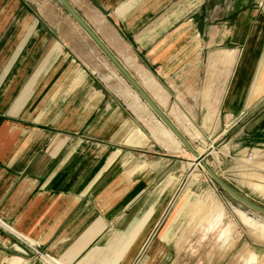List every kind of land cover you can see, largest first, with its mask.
<instances>
[{"label": "crops", "instance_id": "0c3cea01", "mask_svg": "<svg viewBox=\"0 0 264 264\" xmlns=\"http://www.w3.org/2000/svg\"><path fill=\"white\" fill-rule=\"evenodd\" d=\"M68 1L145 89L173 106L145 79L168 94L183 74L194 79L201 40L185 21L190 0ZM234 51L209 54L206 85L218 62L232 67ZM99 52L58 0H0V264H231L237 238L232 221L222 229L218 200L192 211L189 229H202L189 237L171 231L174 218H159L169 158L154 147L183 146L154 133L158 117ZM262 255L239 253L242 264H264Z\"/></svg>", "mask_w": 264, "mask_h": 264}, {"label": "rangeland", "instance_id": "374dc122", "mask_svg": "<svg viewBox=\"0 0 264 264\" xmlns=\"http://www.w3.org/2000/svg\"><path fill=\"white\" fill-rule=\"evenodd\" d=\"M188 3L194 9L193 14L186 17L185 21L199 28L201 40L200 61L197 73H193L194 79L188 80V74H183L177 81L178 90L173 88L169 94L150 78L145 81L157 90L154 92L169 99V104L173 106L163 102V107L153 96L185 136L188 133L185 127L190 129L189 121L201 133L202 138H195L193 141L186 136L196 150L202 149L200 158L210 163L232 188L264 207V191L254 187L257 182L264 185V0H251L245 7L242 6V0H190ZM217 48L234 49V62L229 69L225 68L224 63L218 62L214 76L206 85L208 57ZM184 69L186 67L183 71ZM98 72L100 76L106 73L105 69ZM120 78L125 83L121 76ZM125 85L140 102L132 87L126 83ZM196 93L198 97L194 96ZM201 98L203 101L208 99L211 103L207 104ZM121 99L127 105L126 100L123 97ZM129 109L132 111L130 107ZM209 112L217 113L218 121L214 119L211 124H207ZM132 117L155 143L146 123L133 111ZM159 134L167 136L163 130ZM170 145V148H182V145L177 146L173 141ZM154 149L167 153L169 158L167 172L170 190L166 204L159 210V218L175 219L171 231L180 232L179 237H189V232L202 229L197 226L189 229L192 211H201L197 210L199 201L212 204L218 200L225 208L221 217L222 229L232 221L234 239L237 238L231 264H242L239 253L243 247L252 248L259 255L264 253V238L254 233L235 210H243L259 225L263 224L252 217L264 222V215L247 208L221 189L206 173L199 159H194L184 146L181 152L169 151L158 145ZM186 198L188 209L182 203ZM191 201L196 202L190 207ZM258 259L263 263L264 255Z\"/></svg>", "mask_w": 264, "mask_h": 264}, {"label": "water", "instance_id": "95a60500", "mask_svg": "<svg viewBox=\"0 0 264 264\" xmlns=\"http://www.w3.org/2000/svg\"><path fill=\"white\" fill-rule=\"evenodd\" d=\"M60 4L65 8L73 20L80 26L82 31L93 41L98 49L105 55V57L116 68L117 72L122 75L126 82L137 92L139 97L145 101L152 112L174 133L179 139L181 144L191 152V154L199 159V163L203 166L206 173L211 179L226 193H228L233 199L243 204L247 208L256 211L264 215V207L251 201L247 197L240 194L234 188H232L222 177H220L214 169L208 164L204 158H200V153L196 150L180 128L172 121V119L164 112L155 99L147 92L142 84L133 76L128 70L126 65L110 50V48L104 43V41L98 36V34L92 29V27L84 20V18L76 11V9L70 4L68 0H58Z\"/></svg>", "mask_w": 264, "mask_h": 264}, {"label": "bare ground", "instance_id": "6f19581e", "mask_svg": "<svg viewBox=\"0 0 264 264\" xmlns=\"http://www.w3.org/2000/svg\"><path fill=\"white\" fill-rule=\"evenodd\" d=\"M140 81V80H139ZM141 83V82H140ZM142 84V83H141ZM143 86V84H142ZM144 87V86H143ZM145 88V87H144ZM133 89V88H132ZM154 90L157 92V90L154 88ZM134 91V94L137 95L138 99L140 100V103L142 105H144L146 107V109H148L150 112H152V110L149 108V106L145 103V101H143L139 95L137 94V92L133 89ZM149 92V91H148ZM150 93V92H149ZM160 97L162 98L163 100V97L161 96V94H159ZM152 96V95H151ZM153 97V96H152ZM157 102V101H156ZM159 104V103H158ZM160 105V104H159ZM161 106V105H160ZM162 107V106H161ZM153 113V112H152ZM154 114V113H153ZM169 115V114H168ZM216 120L218 121V116H217V113L215 114H212L211 112H209L207 114V118H206V122L207 124H211V122L213 120ZM174 121V120H173ZM175 122V121H174ZM157 124H159V131L163 130L167 136H161L159 134V131H155L154 133L158 134V136L165 142L167 143V145L170 144V142H174L175 145L177 146H181V142L179 141V139L174 135V133L162 122V120H160L159 118H157ZM189 124H190V129L188 128V126H186L185 128H187L186 130L188 131L187 135L190 137V139L193 141V139L195 138H202L201 137V133L196 129V127L189 121ZM177 125V124H176ZM178 126V125H177ZM179 127V126H178ZM192 129V130H191ZM195 130L197 132H195ZM185 131V130H184ZM186 135V136H187ZM170 137H172L173 139H171ZM171 146V145H169ZM183 146V145H182ZM202 150V149H201ZM201 150L199 149V153L201 152ZM191 154V153H190ZM193 156V155H192ZM194 157V156H193ZM195 159V157H194ZM198 160V159H197ZM209 165H211L210 163H208ZM259 165V164H258ZM248 166H250L248 164ZM215 171V170H214ZM216 172V171H215ZM217 173V172H216ZM218 174V173H217ZM219 175V174H218ZM220 176V175H219ZM255 185L259 188V189H262L264 191V185L260 184V183H255ZM199 205L197 206V210H204L206 209L205 207V203L201 202V203H198ZM205 207V208H204ZM238 215L246 222V224L249 225V227H252V229L254 230V233H257V234H260L258 236L260 237H263L264 238V224L263 225H259V224H256L254 221H252L248 215L241 209H237L236 210ZM256 234V235H257Z\"/></svg>", "mask_w": 264, "mask_h": 264}]
</instances>
